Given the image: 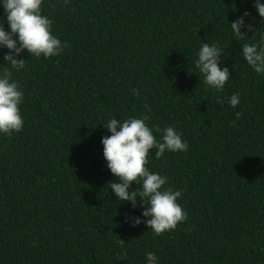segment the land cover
<instances>
[{
    "label": "trees",
    "instance_id": "16d2710c",
    "mask_svg": "<svg viewBox=\"0 0 264 264\" xmlns=\"http://www.w3.org/2000/svg\"><path fill=\"white\" fill-rule=\"evenodd\" d=\"M255 3L42 0L67 47L17 57L25 59L13 72L24 126L0 133V264H147L148 252L157 264H264V74L241 51L264 39ZM245 12L254 29L238 39L231 21ZM0 23L10 31L3 0ZM203 43H218L220 66L230 69L220 92L195 68ZM8 51L0 46V68ZM144 117L150 129L174 127L189 145L159 159L150 149L146 168L167 177L164 189L182 192L177 202L188 214L159 235L139 198L133 208L111 191L110 181H120L102 143L112 135L108 120Z\"/></svg>",
    "mask_w": 264,
    "mask_h": 264
},
{
    "label": "clouds",
    "instance_id": "9594fccd",
    "mask_svg": "<svg viewBox=\"0 0 264 264\" xmlns=\"http://www.w3.org/2000/svg\"><path fill=\"white\" fill-rule=\"evenodd\" d=\"M42 0H3V8L10 31L0 23V46L9 49L3 56L4 66L0 68V133L11 136L13 132L23 129L24 120L19 105L24 100V93L19 81L13 78V72H20L25 68V59L17 58L26 49L31 56L39 58L59 55L65 47L61 40L51 32L52 21L41 13ZM255 7L261 18H264V3L256 0ZM245 12L237 20L231 21V30L235 37L244 39L248 34L242 31L245 26L249 31L254 25L247 23ZM242 55L247 63L259 74H264V39L259 44L244 43ZM222 49L218 43H203L195 61V68L203 75L206 86L220 92L230 78V69L221 68ZM133 95H139V89H132ZM240 103L238 94L231 96L229 104L235 108ZM237 117L241 115L236 113ZM147 117L129 118L121 123L112 118L104 124L112 133L104 136V157L110 171L119 178L120 182L110 181L111 191H114L120 202L131 201L133 208L139 201L144 205L143 216L151 217L146 221L149 229L159 235L166 230L176 229L177 225L186 221L187 212L177 202L182 192L164 189L167 177L159 173L150 172L146 168L150 149H156L155 157L159 159L166 151H187L188 143L182 140L174 127L161 129L153 125L150 129L145 121ZM153 130L161 133L158 140ZM135 183L139 185L130 191ZM132 225L142 223L140 217L127 218ZM117 244L124 248L125 240H117ZM119 259L126 260L127 252L120 253ZM147 264H157L158 257L153 252L146 254Z\"/></svg>",
    "mask_w": 264,
    "mask_h": 264
}]
</instances>
